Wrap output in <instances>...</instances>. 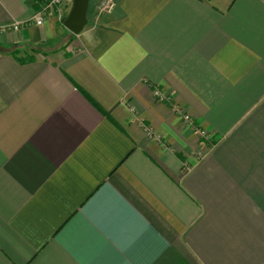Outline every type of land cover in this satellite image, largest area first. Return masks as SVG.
Listing matches in <instances>:
<instances>
[{
	"label": "crops",
	"instance_id": "0c3cea01",
	"mask_svg": "<svg viewBox=\"0 0 264 264\" xmlns=\"http://www.w3.org/2000/svg\"><path fill=\"white\" fill-rule=\"evenodd\" d=\"M44 1L0 0V264H264V0H116L78 35Z\"/></svg>",
	"mask_w": 264,
	"mask_h": 264
},
{
	"label": "built area",
	"instance_id": "2783aa9c",
	"mask_svg": "<svg viewBox=\"0 0 264 264\" xmlns=\"http://www.w3.org/2000/svg\"><path fill=\"white\" fill-rule=\"evenodd\" d=\"M64 3V0H50L47 4H45V7L40 8L38 14L36 15L35 19H34V23L37 26H42L45 22V16L47 13L51 12L54 13L55 9L58 10L60 12L61 15V9H62V5ZM117 7L116 1L115 0H104L102 1L100 4L97 5V8L103 12H105L106 14H112L115 9ZM22 25L21 23H13L11 25L8 26H4V27H0V34L1 33H5V32H19L21 31ZM156 96L158 97H162V95L157 92ZM178 113L181 115V118L183 119L184 124L188 127H195L193 125V119L192 116L188 113H184L180 110H178ZM199 132V136L206 138L207 134L205 131L200 130L199 128L197 129Z\"/></svg>",
	"mask_w": 264,
	"mask_h": 264
},
{
	"label": "water",
	"instance_id": "95a60500",
	"mask_svg": "<svg viewBox=\"0 0 264 264\" xmlns=\"http://www.w3.org/2000/svg\"><path fill=\"white\" fill-rule=\"evenodd\" d=\"M91 0H72L69 14L63 21V25L72 33L78 35L87 26L88 12Z\"/></svg>",
	"mask_w": 264,
	"mask_h": 264
},
{
	"label": "rangeland",
	"instance_id": "374dc122",
	"mask_svg": "<svg viewBox=\"0 0 264 264\" xmlns=\"http://www.w3.org/2000/svg\"><path fill=\"white\" fill-rule=\"evenodd\" d=\"M49 1H50V0H46V1H44V2L41 4V8H42V7H45L44 5L47 4ZM102 1H104V0H100V1L98 2V4H100ZM115 1H116V0H115ZM91 3H92V0L90 1L89 12H88V19H89V22H88V24H87V26H86L85 28H87V27H91L90 25L95 26L96 24H98L100 18L106 14L105 12H103L102 10L100 11V10L97 8V5H98V4L95 6L94 9H92ZM116 4H117V2H116ZM71 7H72V0H64V3H63V5H62V9H61V15H60V12H59L58 10L55 9V12H54V13H52V11L49 12V13H47L46 16H45V19H46L48 16H50V15H55V16L58 17L57 19L60 20V23H63L64 19H65V18L67 17V15L69 14ZM106 15H107V14H106ZM83 31H84V30H83ZM20 46H21V45H20ZM22 46H23V45H22ZM23 47H24V46H23ZM8 50H10V49H8ZM23 50H24V51H27V50H28L27 52H29V49H27L26 47L22 48V51H23ZM38 53H39V54H44V53H41L40 51H38ZM206 134H207V133H206ZM202 138H204V137H202Z\"/></svg>",
	"mask_w": 264,
	"mask_h": 264
},
{
	"label": "trees",
	"instance_id": "16d2710c",
	"mask_svg": "<svg viewBox=\"0 0 264 264\" xmlns=\"http://www.w3.org/2000/svg\"><path fill=\"white\" fill-rule=\"evenodd\" d=\"M24 47L20 46V45H16L8 51V53L10 55L15 57L22 64H24L28 61H32L34 59L33 54L38 53V50L36 48L30 47V46L26 47L27 49H29V52H27L28 50L22 51V48H24Z\"/></svg>",
	"mask_w": 264,
	"mask_h": 264
}]
</instances>
